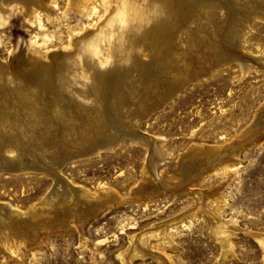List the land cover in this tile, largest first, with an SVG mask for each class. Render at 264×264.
Returning <instances> with one entry per match:
<instances>
[{"label": "rangeland", "instance_id": "374dc122", "mask_svg": "<svg viewBox=\"0 0 264 264\" xmlns=\"http://www.w3.org/2000/svg\"><path fill=\"white\" fill-rule=\"evenodd\" d=\"M150 1L0 9V264H264V0Z\"/></svg>", "mask_w": 264, "mask_h": 264}, {"label": "bare ground", "instance_id": "6f19581e", "mask_svg": "<svg viewBox=\"0 0 264 264\" xmlns=\"http://www.w3.org/2000/svg\"><path fill=\"white\" fill-rule=\"evenodd\" d=\"M24 4H26V5H33V4H35V5H39V6H43L44 5V0H21ZM78 1V0H77ZM135 0H128V3H129V5H130V9H136V10H138L137 9V3H135L134 2ZM7 2H8V0H0V9L2 10V6L3 5H5V4H7ZM150 4L151 5H147L149 8L152 6V12H150L149 11V13H148V11L146 10V8L145 9H143V11H141V13H140V15H142L143 13H144V15H145V18H144V20L146 21V18H147V20L149 19V20H153L154 22L155 21H157L159 24H161L162 22H164V21H166L167 19H168V16H169V14L170 13H172V9H173V7H172V3H171V0H152V1H150ZM135 10V11H136ZM114 11L113 12H111L110 13V18H108V19H106V22L104 23V24H109V22L111 21V20H113L114 19ZM186 14V13H185ZM184 14V15H185ZM186 16H187V18H186V23H189V20L190 19H193L194 18V14H192V15H188V13L186 14ZM111 19V20H110ZM109 21V22H108ZM135 24V23H134ZM142 23H136V25H135V27L138 25H141ZM191 25V24H190ZM137 26V27H138ZM175 26V25H174ZM173 26V27H174ZM198 27H200V25L198 26ZM201 29V28H200ZM97 32H96V34H99V36H101L102 34H104L105 32H106V30H105V27H104V25H102V26H99L98 28H97V30H96ZM158 29H157V31H155V30H153L152 31V33L153 34H155V33H157L158 34ZM191 34V33H190ZM170 35V34H169ZM191 36H192V34H191ZM85 39H79V46H83L84 47V44H86L85 43V41H84ZM76 42H77V40H75ZM75 45V44H74ZM86 47V46H85ZM88 48V47H87ZM89 50V49H88ZM90 51V50H89ZM88 51V52H89ZM175 56L176 57H181L182 56V52H175ZM82 57V56H81ZM61 59V61L63 62V66H64V68H65V71L67 72V73H69L70 74V72L69 71H71V70H75L77 67L75 66V63L73 62V61H71L69 58H60ZM86 60L88 61V63H90V65L91 66H96V65H102L104 62H101L98 58H97V56L96 55H94V53L92 54V51H90V53L87 55V57H86ZM34 62H36V61H34ZM38 62V61H37ZM80 62V61H79ZM86 62V61H85ZM81 63V62H80ZM107 63V62H106ZM86 64V63H85ZM105 64V63H104ZM103 64V65H104ZM150 64H153V63H150ZM156 64H158L157 62H156ZM38 65V64H37ZM36 65V66H37ZM61 65V66H62ZM241 65H242V67L243 68H246V67H249V66H251V64L250 63H248L247 62V60H242V63H241ZM79 66V65H78ZM90 67V66H89ZM80 68V67H79ZM20 71H21V69H19ZM19 71V72H20ZM97 71V70H96ZM77 72V71H76ZM80 73V72H79ZM141 73H142V71H141ZM99 74V73H98ZM78 75V74H77ZM17 76V75H16ZM93 76V75H92ZM91 77V76H90ZM10 78V77H9ZM82 78V77H81ZM84 79V78H83ZM83 79H82V81H83ZM12 81V80H11ZM16 81V80H15ZM72 81L73 80H71L70 81V79L68 80V85L69 86H71L73 83H72ZM17 82V81H16ZM85 82V81H84ZM20 83H22V82H20ZM70 83V84H69ZM86 83V82H85ZM14 84H16L15 82H14ZM23 84V83H22ZM22 84L20 85V87L22 86ZM66 84V83H65ZM87 84H88V82H87ZM15 86V85H14ZM17 87V86H16ZM35 89V88H34ZM16 90V89H15ZM29 90V89H28ZM92 90H94V89H92ZM72 91L74 92V93H77V94H79V95H81L82 93H84L86 90H85V88H81V87H73V85H72ZM95 91V90H94ZM23 92V91H22ZM30 92H32L31 90H30ZM29 91H28V93H30ZM7 93V92H6ZM20 93V92H19ZM25 93H27L26 92V90H25ZM17 94V93H16ZM31 94H33V93H31ZM99 94V93H98ZM97 94V95H98ZM12 95V94H11ZM100 95V94H99ZM34 96H35V94H34ZM101 96H102V94H101ZM13 98V97H12ZM93 98V97H92ZM98 98H100V97H98ZM102 98V97H101ZM23 99V98H22ZM25 100V99H24ZM81 101V100H80ZM89 101V100H88ZM119 102V97H117V96H115V102ZM32 102V101H31ZM84 102V101H83ZM102 102H103V100H102ZM101 102V103H102ZM58 103V102H57ZM85 103H87V102H85ZM23 104H26V103H23ZM37 104V103H36ZM32 105V104H31ZM57 106V105H56ZM59 106V105H58ZM57 106V108H56V111L58 112V114H61V115H65L64 113H63V110H61L59 107ZM26 107V106H25ZM0 108H1V106H0ZM2 108H4V107H2ZM29 109V108H28ZM1 110H3V109H1ZM23 111V110H22ZM55 111V110H54ZM65 111V110H64ZM3 112V111H2ZM25 112V111H24ZM66 112V111H65ZM26 113V112H25ZM25 113H23V114H25ZM4 114V113H3ZM29 114V113H28ZM36 114H37V112H36ZM26 115V114H25ZM60 116V115H59ZM29 117V116H28ZM38 117V116H37ZM37 117L35 118V119H37ZM61 117V116H60ZM64 117V116H63ZM66 117V116H65ZM99 117V116H98ZM98 117H96V118H98ZM11 118V117H10ZM33 118V117H32ZM67 118V117H66ZM65 118V119H66ZM12 119V118H11ZM16 119V118H15ZM26 119V118H25ZM29 119H31V118H29ZM39 119V118H38ZM42 119V118H41ZM99 120H100V117H99ZM13 121V120H12ZM22 121V120H21ZM28 121V120H27ZM37 121V120H36ZM101 121V120H100ZM2 122H3V120H2ZM20 122V121H19ZM0 123H1V121H0ZM8 123V122H7ZM23 123V122H22ZM31 123V122H30ZM4 124H5V122H4ZM20 124V123H19ZM29 124V123H28ZM33 124V123H32ZM7 125V124H6ZM24 125V124H23ZM31 125V124H30ZM21 126V125H20ZM35 126V125H34ZM39 126V125H38ZM38 126H36L37 128H38ZM102 126V125H101ZM27 127V126H26ZM28 128V127H27ZM32 128H33V125H32ZM31 128V129H32ZM36 128V129H37ZM3 129H5V128H3ZM99 129H101V127L99 128ZM7 130V129H6ZM5 130V131H6ZM11 130V129H10ZM27 130V129H26ZM4 131V130H3ZM16 131V130H15ZM22 131V130H21ZM32 131V130H31ZM103 131V130H102ZM2 132V131H1ZM11 132V131H10ZM17 132V131H16ZM38 132H40L39 130H38ZM99 132V131H98ZM24 133V132H23ZM31 133V132H30ZM32 133H34V131L32 132ZM19 134V133H18ZM45 134V133H44ZM7 135V134H6ZM28 135H29V133H28ZM42 135H43V133H42ZM41 135V136H42ZM135 135V134H134ZM137 135V137H138V139H139V142L141 141L142 143H144V144H146L147 145V147H148V158H147V163H146V170H145V174L146 175H149L150 177L151 176H153L154 175V173H155V169H156V167L158 166V164H159V162L160 161H162L163 159H164V156H163V154H162V152L158 149V147L156 146V144H155V142H154V139H152V138H147V137H144V136H140V134L138 135V134H136ZM13 136V135H12ZM9 137V136H8ZM34 137V136H33ZM32 137V138H33ZM37 137V136H36ZM44 137V136H43ZM119 136L117 135H115V138H113V136H112V138H110V139H108V140H103V141H100V142H96V143H94V144H92L90 147H89V149L88 150H84L83 151V153L84 152H86V151H90V150H93L94 152H96V151H98V149H101V148H103L105 145H107V144H109V146H111V145H113L114 144V142L117 140V138H118ZM135 137V136H134ZM17 137H15V139H16ZM30 138V137H29ZM31 139V138H30ZM134 139V138H133ZM13 140V139H12ZM18 140V139H17ZM20 140V139H19ZM37 140H38V138H37ZM36 140V141H37ZM41 140V139H40ZM14 141V140H13ZM39 141V140H38ZM81 142L83 141V140H80ZM3 142V141H2ZM2 142H1V144H2ZM10 142V141H9ZM5 143V142H4ZM38 143V142H37ZM11 144V143H10ZM13 144V143H12ZM15 144H17V143H15ZM31 144H33V143H31ZM4 145V144H3ZM19 145V144H18ZM22 145V144H21ZM13 146V145H12ZM20 146V145H19ZM21 148V147H20ZM80 149V148H79ZM203 149V148H202ZM21 150V149H20ZM4 151V150H3ZM80 151V150H79ZM197 151V150H196ZM196 151H194V153L196 152ZM17 152V151H16ZM19 152V151H18ZM191 152V151H190ZM189 152V153H190ZM201 152V151H200ZM21 153V152H20ZM80 153H82V152H79V153H76V155L77 154H80ZM188 153V154H189ZM17 154V153H16ZM193 154V153H192ZM22 156V155H21ZM193 156V155H192ZM16 157V156H15ZM66 158V157H65ZM65 158L63 159V160H65ZM20 159V158H19ZM12 160V159H11ZM14 160V159H13ZM21 160V159H20ZM19 161V160H18ZM32 162V161H31ZM16 163V162H15ZM2 164V163H1ZM22 164V163H21ZM12 165V164H11ZM27 166V165H26ZM17 167V166H16ZM23 167V166H22ZM32 167V166H31ZM159 179V178H158ZM152 180H154L153 178H152ZM155 184L156 185H159V184H161V185H165L166 184V181L164 180V179H159V180H156L155 181ZM166 186V185H165ZM79 190V189H78ZM75 191L76 190H72V189H70V188H65V189H63V190H61L60 192H58V189H57V191L55 190L54 192H53V190H52V196H51V194L49 195L50 197H53V201L55 202V201H57L58 199L59 200H61L62 202L68 197V196H72V194H74L75 193ZM74 195H76V194H74ZM56 196H57V198H56ZM76 197V196H75ZM71 198V197H70ZM77 198V197H76ZM75 198V199H76ZM68 199V198H67ZM66 199V200H67ZM66 202V201H65ZM83 202V201H82ZM86 204H87V202H86ZM56 205V204H55ZM53 207V206H52ZM60 207V206H59ZM66 207V206H65ZM83 207H84V205H83ZM82 207V208H83ZM81 207H79V208H77V209H82ZM73 209V208H72ZM60 210V209H59ZM73 210H75V209H73ZM62 211H63V209H62ZM82 211V210H81ZM71 212V211H70ZM55 214V213H54ZM57 214V213H56ZM17 215H18V213H17ZM4 216H6L5 214H3V215H1L0 216V220L2 221V219L4 218ZM54 216V215H53ZM64 216H66V215H64ZM29 217V216H28ZM30 218H32V217H30ZM6 219H7V217H6ZM79 219V218H78ZM4 220V219H3ZM25 220V219H24ZM27 220H29V219H27ZM26 220V221H27ZM33 221H34V219H33ZM79 221V220H78ZM28 222V221H27ZM21 223V222H20ZM29 223V222H28ZM34 223V222H33ZM25 225V224H24ZM18 226V225H17ZM26 226V225H25ZM30 227V226H29ZM217 233H219V237L220 236H223L224 238H227V236H228V233L226 232V231H224L223 229H220V228H217ZM256 234V233H255ZM262 235V234H261ZM19 236H21L22 237V235H19ZM27 236V235H26ZM258 236V235H257ZM262 238H263V236H262ZM222 240H223V238H222ZM224 241V240H223ZM225 242H226V240H225Z\"/></svg>", "mask_w": 264, "mask_h": 264}, {"label": "water", "instance_id": "95a60500", "mask_svg": "<svg viewBox=\"0 0 264 264\" xmlns=\"http://www.w3.org/2000/svg\"><path fill=\"white\" fill-rule=\"evenodd\" d=\"M105 147H109V144L105 145L103 148H105ZM93 153H94V151L93 150H90V151H86V152H84L82 154L87 155V154H93Z\"/></svg>", "mask_w": 264, "mask_h": 264}]
</instances>
